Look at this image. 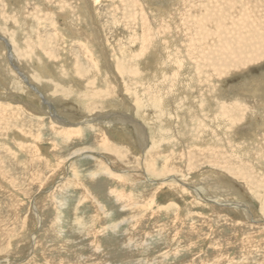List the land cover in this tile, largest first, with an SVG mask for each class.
<instances>
[{"label": "rangeland", "instance_id": "374dc122", "mask_svg": "<svg viewBox=\"0 0 264 264\" xmlns=\"http://www.w3.org/2000/svg\"><path fill=\"white\" fill-rule=\"evenodd\" d=\"M41 2L54 18L37 15ZM19 5L42 20L22 18ZM0 8V264H264V0H0ZM147 31L151 50L141 55ZM60 72L62 82L51 78ZM208 100L235 110L214 116ZM138 102L165 103L170 114L137 116ZM170 150L180 154L171 174L156 177L150 164L160 169ZM110 190L138 206L122 209ZM208 200L250 206L251 218Z\"/></svg>", "mask_w": 264, "mask_h": 264}, {"label": "bare ground", "instance_id": "6f19581e", "mask_svg": "<svg viewBox=\"0 0 264 264\" xmlns=\"http://www.w3.org/2000/svg\"><path fill=\"white\" fill-rule=\"evenodd\" d=\"M4 1V0H3ZM40 1V0H39ZM53 1V0H52ZM63 2V1H69V0H56V2ZM85 1V0H84ZM46 2V1H45ZM88 2H90V1H88ZM122 2V1H121ZM137 2V1H136ZM162 2V1H161ZM40 3V2H39ZM42 3V2H41ZM47 3H49V2H47ZM84 3V2H83ZM141 3V2H140ZM18 4V3H17ZM58 5V4H57ZM20 6V5H19ZM66 6V8H68L69 6L68 5H65ZM2 8H4V6H2ZM6 8V7H5ZM10 8L11 9H13L14 7H12V6H10ZM48 7H46V6H44L43 5V3L41 4V5H39V6H36V7H34V10L35 11H38L37 12V15H39V14H42L41 12H43V10H44V12L46 11V13L49 15V12L51 11V10H48L47 9ZM50 8V7H49ZM62 8H64V7H62ZM65 8V9H66ZM134 8V7H133ZM64 9V10H65ZM137 10V9H136ZM161 10V9H160ZM18 11H20L21 13H19V14H21V16H22V18H23V16L24 17H29V19H31V21H33V24L35 25V23L34 22H37L38 20H39V22L42 20V18H38L37 16H35L32 12V15L31 16H28L27 15V9H26V6H20L19 8H18ZM31 11V10H30ZM67 11V10H66ZM2 9L0 8V26L1 25H6V22L7 21H5L4 20V15H2ZM59 12V11H58ZM30 13V14H31ZM92 14V13H91ZM162 14L164 15V16H166L167 17V15H168V12H165V10H163V12H162ZM180 14V13H179ZM51 18H54V16H53V12L51 11ZM55 15V14H54ZM174 15V14H173ZM10 16H11V14H10ZM9 17V16H8ZM16 17H17V15H16ZM49 17V16H48ZM61 17V16H60ZM18 18V17H17ZM20 18V17H19ZM138 18V17H137ZM9 19H11V18H8V20ZM93 19V18H92ZM12 20V19H11ZM43 20H44V18H43ZM13 21V20H12ZM14 21H16V20H14ZM24 21H26V20H24ZM66 21V20H65ZM22 22H23V20H22ZM52 22H53V20H52ZM15 23V22H14ZM27 22H25V24H26ZM140 23V22H139ZM32 24V25H33ZM22 25V24H21ZM20 25V26H21ZM33 25V26H34ZM38 25H39V23H36V26H37V30H39L38 29ZM68 25H69V23H68ZM199 25V24H198ZM19 26V27H20ZM57 25L55 24V22H53V25H52V27L54 28L53 30L55 31V32H57V34H58V30H56V27ZM176 26V25H175ZM41 27L43 28V26L41 25ZM70 27V26H69ZM68 28V27H67ZM167 27V25H162L161 26V30H162V32L161 33H165V32H167V30H170V28H168ZM30 29V28H29ZM182 29V28H181ZM6 30V29H5ZM155 31H159V29H154ZM160 30V31H161ZM194 30V29H193ZM0 31H1V29H0ZM23 31V30H22ZM82 31V30H81ZM159 31V32H160ZM3 32V31H2ZM27 32V31H26ZM31 32H33V28L32 29H30L29 30V33H31ZM11 33V32H10ZM16 33V32H15ZM24 33V32H23ZM28 33V34H29ZM72 33V32H71ZM158 33V32H157ZM156 33V34H157ZM22 34V33H21ZM68 34V33H67ZM83 34V33H82ZM33 35H35V34H33ZM71 35V34H70ZM72 35H74V34H72ZM148 35H149V31H147V36L145 37V35H143V36H140V38L138 39L141 43H140V45H141V49H140V54L141 55H145L148 51H150L151 50V45H150V43H149V41H150V39L149 38H147L148 37ZM17 36V35H16ZM22 36V35H21ZM20 36V37H21ZM27 36V35H26ZM68 36H69V34H68ZM19 37V36H18ZM163 37V36H162ZM17 38V37H16ZM29 38V37H28ZM171 38V37H170ZM24 39V38H23ZM68 39V38H67ZM79 39V38H78ZM93 39V38H92ZM80 40V39H79ZM158 40V39H157ZM151 42V41H150ZM21 43V42H20ZM34 45H36V44H34ZM19 46V45H18ZM70 46V45H69ZM87 46V45H86ZM228 47V46H227ZM27 48V47H26ZM35 48H38V46L36 45V46H34V49ZM89 48V47H88ZM161 48V47H160ZM23 49V48H22ZM153 50V49H152ZM37 53V52H36ZM123 53V52H122ZM66 54V53H65ZM64 54V55H65ZM75 54V53H74ZM141 55H139V56H141ZM16 56V55H15ZM43 56V55H42ZM138 56V55H137ZM136 56V57H137ZM165 56V55H164ZM68 57V56H67ZM135 57V56H134ZM157 57V56H156ZM50 58V57H49ZM69 58V57H68ZM141 58V57H140ZM27 59V58H26ZM30 60H32V59H30ZM34 60H35V58H34ZM68 60V59H67ZM160 60V58H159V55H158V58H157V62ZM62 62V61H61ZM74 62V61H73ZM124 63V62H123ZM161 63V62H160ZM28 64V63H27ZM37 65V64H36ZM72 65V64H71ZM122 65V64H121ZM158 65V64H157ZM168 65V64H167ZM58 66H59V64H58ZM123 66V65H122ZM67 67H68V65H67ZM156 67V66H155ZM154 67V68H155ZM63 67H61V69H62ZM70 68V67H69ZM122 68V67H121ZM158 69L160 68V66H158L157 67ZM168 68V67H167ZM30 69V68H29ZM70 69H72V67L70 68ZM161 69H163V68H161ZM77 70V69H76ZM164 70V69H163ZM170 70V69H169ZM130 71V70H129ZM168 71V70H167ZM167 71H164V74H165V72H167ZM171 71V70H170ZM91 72V71H90ZM123 72V71H122ZM161 72V71H160ZM89 73V72H88ZM121 73V72H120ZM196 73V72H195ZM47 73H46V68L44 67L43 69H39V75H40V77H42L43 79H47V75H46ZM58 73H56L55 75H51L52 77L51 78H53V79H57L58 81H60V79H61V77L60 76H62V72H60V75H57ZM73 74V73H72ZM82 74V73H81ZM85 74V73H84ZM83 74V75H84ZM93 74V73H92ZM134 74V73H133ZM163 74V73H162ZM173 74H175V73H172V75ZM71 75V74H70ZM74 75H75V73H74ZM77 75V74H76ZM80 75V74H79ZM136 75H137V73H136ZM169 75V74H168ZM49 76V75H48ZM87 75H84V77H86ZM162 76V75H161ZM178 76V75H177ZM199 76V75H198ZM198 76H197V78H198ZM81 77H82V75H81ZM89 77V76H88ZM164 77V76H163ZM87 78V77H86ZM50 79V78H49ZM81 79V78H80ZM92 79V78H91ZM163 79V78H162ZM24 80H26V79H24ZM87 80V79H86ZM93 80V79H92ZM91 80V81H92ZM48 81H51V79L50 80H48ZM67 81V80H66ZM85 81V80H84ZM165 81V80H164ZM211 81V80H210ZM60 82H62V81H60ZM83 82V81H82ZM86 82V81H85ZM100 82V81H99ZM52 83H53V80H52ZM67 83V82H66ZM91 83V82H90ZM54 84V83H53ZM85 85H87L86 83H84ZM88 85H90L89 83H88ZM18 86V85H17ZM124 86H126V85H124ZM89 87V86H88ZM91 87H92V85H91ZM18 88V87H17ZM66 88H68V87H66ZM90 88V87H89ZM89 88H86L87 90L89 89ZM125 88V87H124ZM156 88V87H155ZM209 88H211V87H209ZM83 89V88H82ZM92 89V88H91ZM79 90V89H78ZM87 90H82V91H80V93L81 94H84V91H86L87 92ZM133 90V89H132ZM212 90H213V87H212ZM212 90H211V92H212ZM94 91V90H93ZM209 91V90H208ZM79 92V91H78ZM186 93H188V92H186ZM82 96V95H81ZM214 97V96H213ZM81 98V97H80ZM11 100H13V101H17V100H15V98L14 97H11ZM83 100V99H82ZM210 100H212V98L210 99ZM215 100V99H214ZM214 100H212V101H214ZM219 100V99H218ZM205 101H207V100H205ZM192 104H193V106L194 107H198L197 109H199V112H200V114H201V108L199 107V106H197L196 105V103H195V101L193 100V101H190ZM46 104H47V102H45ZM190 103V104H191ZM208 103H210V101L208 100ZM207 103V104H208ZM218 104V106H217V104ZM82 104H84V103H82ZM160 104H161V102H160ZM215 104H216V106H215ZM215 104H214V106H213V104H209L210 105V107L208 108V112H209V110H210V112H211V114L213 113L214 114V116L216 115H222L221 117H225L227 114H228V116L229 115H231V112H230V109H234L235 110V107H233V105H236L235 103L234 104H232V102H231V105H229V106H227V104H225V103H223V102H216L215 101ZM86 105V104H85ZM206 105V103L203 105V106H205ZM164 106H165V108H164ZM212 106H213V108H212ZM230 106L232 107V108H230ZM208 107V106H207ZM207 107H206V109H207ZM214 107H215V109H217L216 107H219L218 109L219 110H215L214 109ZM149 109H154L155 110V113H156V115H158V117L159 118H162L165 114H170V112H168L169 110H170V107H168V106H166L165 105V103L162 105V106H159V105H157V104H155L154 102H152V103H150V104H144V103H139L138 102V104H136V108H135V114L137 115V116H140V115H145V117H147V115H146V111L147 110H149ZM217 111H219L218 113H214V112H217ZM172 115V114H171ZM128 116V115H127ZM136 116V117H137ZM126 118V117H125ZM131 118V117H130ZM147 118H149V117H147ZM146 118V119H147ZM122 119V118H121ZM124 119V118H123ZM173 118H172V116H170L169 118H168V124L170 125V127L171 128H173V130H174V127H173V120H172ZM180 119V118H179ZM232 119V118H231ZM125 120H127V119H125ZM176 120H177V118H176ZM229 120V119H228ZM122 121V120H121ZM124 121V120H123ZM122 121V122H123ZM130 121V120H129ZM221 121V120H220ZM224 121V119L221 121V122H223ZM226 121V120H225ZM231 121V120H230ZM53 122L54 123H56L58 126L60 125V126H62V127H71L70 125H68V124H65V122H63V121H61L59 118H53ZM215 122V121H214ZM235 122V121H234ZM101 123V122H100ZM225 123V122H224ZM223 123V124H224ZM104 124H106V125H109L110 126V121H107V122H105ZM132 124H133V126H135V127H142V129H143V124L141 125V124H139L138 122H136V121H134V120H132ZM116 125V124H115ZM148 125H150V124H148ZM227 125V124H226ZM209 126L211 127V128H213V130H214V132H215V130H216V132H217V129H219V127L218 128H215L213 125H212V123L211 124H209ZM225 126V125H224ZM263 126H264V124H263ZM200 127V126H199ZM223 129H225V128H223ZM227 129V128H226ZM234 129V128H233ZM167 130V129H166ZM204 130V129H203ZM206 130V129H205ZM63 131H66V130H63ZM63 131H61V132H63ZM161 130H159L158 129V132H160ZM165 131V130H164ZM226 131V130H225ZM264 131V130H263ZM157 132V131H156ZM157 132V133H158ZM108 133V132H107ZM141 133H142V131H141ZM141 133H140V135H141ZM161 133V132H160ZM255 133V132H254ZM2 134V133H1ZM58 134H60V133H58ZM203 134V133H202ZM213 134V133H212ZM217 134H218V132H217ZM253 134V133H252ZM67 135H68V132H67ZM72 135V134H71ZM167 135V134H166ZM254 135V134H253ZM64 136V135H63ZM63 136H61L62 138V140H63ZM99 136V135H98ZM106 136H108L107 134L104 136V137H102V139H103V141H107V140H109L108 139V137H106ZM157 136V140H158V142H160L161 144H162V142L164 141V143L166 142L167 144H169V140H165L164 138H163V136L161 135V134H157L156 135ZM202 136V135H201ZM205 136V135H204ZM255 136V135H254ZM259 136V135H258ZM67 137V136H66ZM110 137V136H109ZM165 137V136H164ZM147 138V137H146ZM205 138V137H204ZM65 139V138H64ZM100 139H101V137H100ZM101 139V140H102ZM139 139H141V138H139ZM143 139V138H142ZM152 139H154V138H152ZM176 139V138H175ZM177 139H178V141L179 142H181V144H183V146H184V148H186V150H187V146L189 147V145H187L186 146V144L184 145V143L182 142V140H181V138L180 137H177ZM203 139V138H202ZM201 139V140H202ZM32 140V139H31ZM207 140V139H206ZM204 141L203 143L205 144V145H207L206 147H205V149H207L208 150V152H210L211 154H213L214 152H216V151H218L217 150V148L215 147V145H214V143L212 142V141ZM106 141L104 142V143H106ZM144 141V143H145V140H143ZM253 141V140H252ZM252 141H251V143H252ZM254 141H255V139H254ZM258 141V140H257ZM141 142H142V140H141ZM198 143L197 141H193L192 143H190V145H194V144H196V143ZM202 142V141H201ZM262 142V141H261ZM109 143V142H108ZM160 143H157V142H153V147L151 148L152 149V151H156V150H158V149H156L158 146H157V144L160 146ZM173 143V141L172 140H170V144H172ZM110 144V143H109ZM199 144V143H198ZM227 144V143H226ZM225 144V145H226ZM253 144H254V142H253ZM259 144V143H258ZM140 145V144H139ZM143 145H146V147H144L142 150H145L146 148H149L148 146L149 145H147V144H143ZM142 144H141V146H143ZM197 145V144H196ZM210 145V146H209ZM56 146V145H55ZM102 146V145H101ZM167 146V145H166ZM236 146H238V145H236ZM110 147V146H109ZM193 147V146H192ZM197 148H199L200 147V145L199 146H196ZM190 148V147H189ZM188 148V149H189ZM203 148V147H202ZM236 149H237V147H235ZM111 149V148H110ZM140 149H141V147H140ZM150 149V150H151ZM216 149V150H215ZM92 150V149H91ZM119 150V149H118ZM141 150V151H142ZM163 150V149H162ZM238 151V150H237ZM241 151V150H240ZM263 151V150H262ZM95 152V151H94ZM192 152V151H191ZM145 153V152H144ZM151 153V152H150ZM262 154H264L263 152H261ZM26 154V153H25ZM236 154V153H235ZM243 154V153H242ZM250 154H252V153H250ZM161 155V154H160ZM180 154L178 153V154H175L173 151H167V155L166 156H164V160H162V167L160 166V169H158L157 171H156V168H154V166H153V164H150V166H149V164H148V166L149 167H152L153 168V170H152V172H153V174H155L156 175V177H159V176H161V175H169V174H171V171L168 169V167H167V165H170V162H172L173 161V159L172 158H174V157H178ZM242 156V155H241ZM244 156H245V152H244ZM243 156V157H244ZM255 156V155H254ZM222 157V156H221ZM247 157V156H246ZM264 157V156H263ZM210 158H211V156H210ZM152 159V158H151ZM216 159V158H215ZM252 159V158H251ZM254 159V158H253ZM264 159V158H263ZM145 160V159H144ZM153 160V159H152ZM181 160V159H180ZM221 160H222V158H221ZM250 160V159H249ZM147 160H145V162H146ZM215 161V160H214ZM218 161V160H217ZM264 161V160H263ZM169 162V163H168ZM212 162H213V160H212ZM219 162V161H218ZM217 162V163H218ZM229 162V161H228ZM149 163V162H148ZM182 163V162H181ZM220 163V162H219ZM218 163V164H219ZM225 163V162H224ZM249 163V162H248ZM251 163V162H250ZM132 164V163H131ZM175 164V163H174ZM227 164V163H226ZM225 164V165H226ZM60 165V164H59ZM172 165V164H171ZM176 165V164H175ZM180 165V164H179ZM220 165H222V164H220ZM215 166H217V165H215ZM253 166V165H252ZM254 166H256V165H254ZM261 166V165H260ZM188 167V166H187ZM228 167V166H227ZM238 167V166H237ZM257 167V166H256ZM219 168V167H218ZM222 169H223V167H221ZM225 168V167H224ZM174 170V169H173ZM172 170V172H174ZM241 170V169H240ZM260 170V169H259ZM262 170H263V167H262ZM150 171V170H149ZM179 171V170H178ZM223 171H225V170H223ZM239 171V170H238ZM107 174L112 178V176L113 177H115L117 174H115V173H113V170H111L110 168H108L107 169ZM226 172H228V171H226ZM257 172V171H256ZM260 172H261V170H260ZM178 173H180V172H178ZM183 173V172H182ZM229 173V172H228ZM184 174V173H183ZM84 175V174H83ZM124 175V174H123ZM186 176V175H185ZM242 176V175H241ZM250 176V175H249ZM30 177V176H29ZM84 177V176H83ZM155 177V178H156ZM262 177V176H261ZM120 178V177H119ZM150 178V177H149ZM165 178V177H164ZM168 179V178H167ZM245 180V179H244ZM249 181V180H248ZM160 182V184H163V183H165V182H163V181H159ZM167 182H169V181H167ZM168 184V183H167ZM249 184V183H248ZM171 185V184H170ZM173 185V184H172ZM263 185V184H262ZM167 186V185H166ZM264 186V185H263ZM175 187V186H174ZM169 188V187H168ZM173 188V187H172ZM117 190V189H116ZM111 191V190H110ZM174 191V190H173ZM172 191V192H173ZM183 191V190H182ZM198 193H199V191L198 190H196ZM108 192V191H107ZM113 194H114V196H115V199L117 200V201H119V203H121V206H122V209H125V205H124V203H127L128 204V206H129V199H128V196L126 195V197H125V194L123 195L121 192H116V191H111ZM183 192H185V191H183ZM182 192V193H183ZM90 193V192H89ZM158 193V192H157ZM111 194V193H110ZM157 195V194H156ZM154 196V195H153ZM94 198H96V197H94ZM135 198V197H134ZM209 201V203L210 204H213V205H215V206H222V207H232L233 209L235 208V209H238V208H240L241 210H244V211H246V213L248 214V215H250V217H248V218H251V214H249L250 213V206H246V205H243V204H236V203H234V205L233 204H229V203H217V202H214V201H210V200H208ZM134 202V201H133ZM195 203V202H194ZM126 204V205H127ZM148 205L150 204V203H147ZM193 204V203H192ZM99 205V204H98ZM131 206H138L137 205V203L136 202H134V203H132V204H130ZM150 206V205H149ZM263 206V205H262ZM140 207V206H139ZM138 207V208H139ZM264 207V206H263ZM262 207V208H263ZM165 208V207H164ZM135 209H137V207H134V209H132V210H135ZM168 208H166V209H163V210H167ZM158 210V209H157ZM173 211V210H172ZM136 213H138V212H136ZM164 213H168V212H164ZM164 213H162V214H164ZM159 214V213H158ZM168 215V214H167ZM187 215V214H186ZM188 216V215H187ZM1 217V216H0ZM175 217H176V215H175ZM206 218V217H205ZM176 220V219H175ZM174 222V221H173ZM192 223V222H191ZM195 223V222H194ZM193 223V224H194ZM80 224V223H79ZM189 224V223H188ZM193 224H191V226L193 225ZM82 225V224H81ZM187 225V224H186ZM209 225V224H208ZM164 226V225H163ZM194 226V225H193ZM193 226H192V228H193ZM190 227V226H189ZM194 229V228H193ZM162 230H164V229H162ZM99 232V231H98ZM107 232V231H106ZM156 232V231H155ZM165 232V231H164ZM102 233H104V232H102ZM191 233V232H190ZM254 234V233H253ZM264 234V233H263ZM124 235V234H123ZM178 236V235H177ZM163 237V236H162ZM262 238V237H261ZM99 240V239H98ZM194 240V239H193ZM255 240V239H254ZM109 242V241H108ZM109 243H111V242H109ZM264 247V246H263ZM250 248V247H249ZM103 250V249H102ZM92 251V250H91ZM97 251V250H96ZM254 251V250H253ZM74 252V251H73ZM95 251H93V253H94ZM67 253V252H66ZM105 253V252H104ZM148 253V252H147ZM79 254V253H78ZM91 254V253H90ZM87 255V254H86ZM111 255V254H110ZM81 256V255H80ZM84 257V256H83ZM107 257V256H106ZM112 257V256H111ZM89 258V257H88ZM97 258V257H96ZM223 258V257H222ZM89 259H91V258H89ZM107 259V258H106ZM105 259V260H106ZM112 259V258H111ZM83 260V259H82ZM81 260V261H82ZM102 260V259H101ZM104 261V260H103ZM111 261V260H110ZM85 262V261H84ZM87 262V261H86ZM98 262V261H97ZM102 262V261H101ZM65 263V262H64ZM99 263V262H98ZM107 263V262H106ZM111 263V262H110ZM109 263V264H110ZM161 263V262H160ZM84 264V263H83ZM96 264V263H95ZM114 264V263H113ZM157 264V263H156ZM159 264V263H158ZM210 264V263H209Z\"/></svg>", "mask_w": 264, "mask_h": 264}]
</instances>
